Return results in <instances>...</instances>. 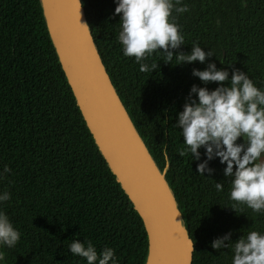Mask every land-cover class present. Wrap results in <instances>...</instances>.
I'll return each instance as SVG.
<instances>
[{"label": "trees", "instance_id": "trees-1", "mask_svg": "<svg viewBox=\"0 0 264 264\" xmlns=\"http://www.w3.org/2000/svg\"><path fill=\"white\" fill-rule=\"evenodd\" d=\"M80 1L104 69L164 174L192 245L191 264H231V250L212 249V240L229 231L233 241L248 231L264 233V212L233 210L225 165L213 159L210 177L197 174L191 154L180 155L183 137L174 125L191 86H205L193 68L215 63L230 76L239 69L264 89V0H181L188 11L173 16L184 45L174 54L197 42L213 55L203 64L176 65L154 52L142 61L157 63L148 72L123 55L113 0ZM5 166L0 193L10 199L0 211L21 236L14 247H0V264H86L68 251L72 240L91 241L98 253L112 248L118 264H146L143 222L86 126L40 0H0V173Z\"/></svg>", "mask_w": 264, "mask_h": 264}, {"label": "clouds", "instance_id": "clouds-1", "mask_svg": "<svg viewBox=\"0 0 264 264\" xmlns=\"http://www.w3.org/2000/svg\"><path fill=\"white\" fill-rule=\"evenodd\" d=\"M114 15H119V43L125 57H134L140 72L153 71L157 63L150 66L142 61L154 52L162 54L176 65L203 64L212 52L193 42L188 53L175 52L184 45L181 26L175 22L176 13L188 11L181 0H113ZM87 27V25H84ZM162 50V51H161ZM191 75L205 86L193 84L185 97L183 110L177 113L174 127L179 128L184 148L180 155L191 154L196 173L210 177L213 169L209 162L218 159L223 175L231 178L229 199L233 210L244 205L255 213L264 212V89L258 88L247 73L233 69H217L209 63L204 70L192 69ZM215 83L214 89L208 84ZM240 141V142H238ZM203 149V152L200 150ZM10 169L5 166L3 173ZM217 191L222 183H215ZM10 194L0 193V203L8 201ZM21 233L9 217L0 211V247L12 248ZM211 248L230 249L231 264H264V233L248 231L232 240V232L215 238ZM68 251L85 259L86 264H118L115 252L110 247L99 253L91 241L72 240ZM0 260L3 253L0 252Z\"/></svg>", "mask_w": 264, "mask_h": 264}, {"label": "water", "instance_id": "water-1", "mask_svg": "<svg viewBox=\"0 0 264 264\" xmlns=\"http://www.w3.org/2000/svg\"><path fill=\"white\" fill-rule=\"evenodd\" d=\"M40 2L86 126L143 222L148 238L146 264H191L192 245L172 193L104 69L81 1Z\"/></svg>", "mask_w": 264, "mask_h": 264}]
</instances>
